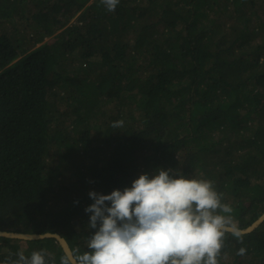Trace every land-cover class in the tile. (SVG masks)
Here are the masks:
<instances>
[{"label":"trees","instance_id":"trees-1","mask_svg":"<svg viewBox=\"0 0 264 264\" xmlns=\"http://www.w3.org/2000/svg\"><path fill=\"white\" fill-rule=\"evenodd\" d=\"M262 58L264 0H0V230L60 232L83 254L90 191L160 168L213 181L222 214L251 225L264 212ZM41 249L66 256L52 237H0V263ZM218 261L264 264V221L227 233Z\"/></svg>","mask_w":264,"mask_h":264},{"label":"clouds","instance_id":"clouds-1","mask_svg":"<svg viewBox=\"0 0 264 264\" xmlns=\"http://www.w3.org/2000/svg\"><path fill=\"white\" fill-rule=\"evenodd\" d=\"M119 2L102 0L108 11ZM112 126L121 128L123 121ZM89 196L94 203L85 209L91 213L88 227L96 229L89 251L74 259L64 256L61 264H219L226 234L242 237L231 217L222 214L232 209L222 203L213 181L172 169L143 173L123 190ZM16 255L10 264H55L44 249Z\"/></svg>","mask_w":264,"mask_h":264},{"label":"water","instance_id":"water-1","mask_svg":"<svg viewBox=\"0 0 264 264\" xmlns=\"http://www.w3.org/2000/svg\"><path fill=\"white\" fill-rule=\"evenodd\" d=\"M264 221V212L249 226L245 228H238L241 232H249L257 227L260 223ZM0 237H9V238H17L23 240H35L40 238L52 237L55 238L59 244L61 245L63 251L66 256L73 258L75 257L74 251L65 236H63L59 232H44V233H28V232H20V231H9V230H0Z\"/></svg>","mask_w":264,"mask_h":264}]
</instances>
